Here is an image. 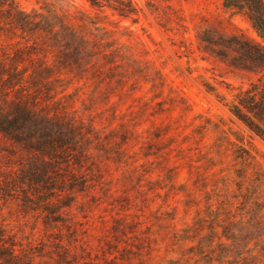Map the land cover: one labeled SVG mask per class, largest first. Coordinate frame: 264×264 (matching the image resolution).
<instances>
[{"label":"rangeland","instance_id":"1","mask_svg":"<svg viewBox=\"0 0 264 264\" xmlns=\"http://www.w3.org/2000/svg\"><path fill=\"white\" fill-rule=\"evenodd\" d=\"M131 1L8 0L61 16L77 63L0 8V124L23 104L65 139L36 183L40 152L0 133V264H264V143L205 88L230 101L256 78L214 56L218 32L261 39L222 0Z\"/></svg>","mask_w":264,"mask_h":264},{"label":"trees","instance_id":"2","mask_svg":"<svg viewBox=\"0 0 264 264\" xmlns=\"http://www.w3.org/2000/svg\"><path fill=\"white\" fill-rule=\"evenodd\" d=\"M84 1L98 14L103 15L108 9L120 18L136 15V9L131 0ZM221 7L230 18L242 17L262 42L250 39L242 31L230 34L218 32V39L213 42L216 49H212V53L229 68L253 74L256 78L247 88L233 89L227 86L229 90L236 91L231 95L230 101H226L224 96L217 93L213 85L206 83L205 88L208 93L215 95L218 103L225 107L233 118L264 143V0H222ZM0 8L4 17L9 19L16 29L51 33L54 43L57 45L61 43L68 50L64 53L65 61L72 59L74 63H77V55L81 52L79 46L81 41L50 6L44 4L39 10L24 13L13 8L8 0H0ZM92 25L96 23L92 22ZM55 27H58L57 30H54ZM230 52H234L236 56L228 61ZM15 76V73H9L6 84H13ZM15 109L16 112L12 118L9 120L6 117L7 122L0 124V133L5 138L15 141H19L15 133L16 135L18 132L24 133L27 149H35L41 154L38 172L31 173L27 177L31 182H44L49 171L56 168L54 157L58 152L62 153L65 146L61 125L52 124L40 118L23 104H19ZM45 158L49 161H45ZM5 252L8 253V261L11 262L17 258L13 249H6Z\"/></svg>","mask_w":264,"mask_h":264}]
</instances>
